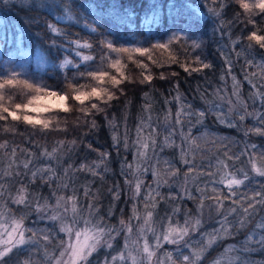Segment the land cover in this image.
<instances>
[{"label": "trees", "instance_id": "1", "mask_svg": "<svg viewBox=\"0 0 264 264\" xmlns=\"http://www.w3.org/2000/svg\"><path fill=\"white\" fill-rule=\"evenodd\" d=\"M45 2L50 0H7L6 4L0 3V71L17 69L16 61H21V71L32 79H42L52 89L59 91L67 90L69 82L78 86L87 85L89 88L99 86L90 79H74L78 71H85L87 65L81 63L80 58L75 55V44L71 41L86 40L93 44L91 50L81 51L95 57L94 61L89 62L94 69L99 65L101 55L107 53V49H102L100 44L102 40L113 41L116 47H147L166 42L172 32L179 33L182 29H187L189 34H186V38L183 36L179 41L169 44L167 50H153L151 55L155 63L137 54L134 59L147 64V70L137 67L125 56L122 63L127 67L123 71L128 79L118 88H113L110 82L103 85L118 97L110 101L108 106L101 105L105 108L104 112L91 110L92 114L87 117L81 112L76 115H60L61 122L52 124L47 130L33 128L22 121H11L10 118L8 121H0V144L7 142L5 147L0 148V185L3 186L0 189L3 192L0 205L17 217L25 216L26 228L39 231L36 228L44 218L36 216L37 205H44L45 200L49 205H54L56 196L53 193L58 195L65 184V192L69 196L75 194L80 205L92 204L97 213L110 218V221L111 216L106 214L111 210L112 214L117 215L118 224L119 219H125L132 209L128 206L125 162L131 161L134 156L143 166L141 192L136 197L137 211H146L144 196L149 189H157L159 181L160 195L156 196L155 208L149 204L147 210L168 214L173 220L183 219L186 213L191 215L199 202L201 191L208 196L206 191L209 184L220 185L226 192L225 185L218 183L225 170L220 168L217 171V161H225L229 168H236L243 156L239 161H232L227 160L225 153L236 156L247 150L249 155L254 154L256 158L264 153V135L249 131L256 127L264 129V123L257 118L264 113V103L255 96L257 92L264 93V68L259 66L264 62V49H260L258 45L252 50L247 48L250 42L246 37L255 29L247 24L244 13L235 0H225L222 18L224 21H231L237 12H241L244 22L234 21L222 30L217 28L219 21L208 13V8L213 6L211 0H75L74 13L77 17L87 18L98 24L95 33L84 27V19H79V22L57 20L62 12L39 7ZM81 4H93L95 7L91 11H85L79 7ZM215 6H219V0ZM31 18H35L37 22L30 23ZM252 18L264 29V14ZM48 22L56 23L66 35L56 36L50 33L46 27ZM5 33L8 37L6 45ZM260 34H264V31ZM16 35L21 38L14 40ZM238 37L240 42L233 45L232 41ZM53 39L56 40L57 47L50 48L49 43ZM193 41L201 43V47L194 49ZM197 56L212 67L201 72H191V69L190 74L185 72L181 64L199 67V64L194 63ZM65 57L79 64V70L72 66L61 68L59 65ZM248 60H252L253 64L249 65ZM226 61L230 63L231 71ZM105 67L111 74H116L114 69L107 65ZM141 73L152 75L151 83H141ZM173 73L176 75H172ZM161 74L164 79L160 78ZM233 77L239 84L237 91L240 99L246 103L247 111L253 113L243 121L239 119V114H243L239 105L235 112L228 115L229 100L235 102L237 99L232 95ZM177 84L179 100L176 99ZM119 89H123V94ZM90 103L86 102L85 107H90ZM188 106H191L193 112L205 111L202 123H196L198 117L194 115L191 123L184 119L182 124H176V113L182 107L187 110ZM209 108H215V111L209 112ZM219 108L224 109L236 127H229L217 119L216 110ZM93 120L95 127L91 125ZM141 125V141L149 145L143 156L138 154L135 143L137 129ZM5 126L15 127V131H5ZM189 128L191 138H197L194 143L192 139L184 140L181 136V131L187 134ZM114 136L120 140L119 144L114 141ZM125 137L127 148L124 145ZM153 139L156 141L155 146L152 145ZM252 145L256 147L253 149ZM54 147L57 149L55 158H49L45 150L52 152ZM141 150L143 151L142 147ZM162 156L175 169V175L165 178L167 183H163L158 175L156 179L151 177L152 174H157L155 161L158 162ZM185 159L190 164L184 163ZM25 163H28V168L24 167ZM82 165L85 166L84 169L81 168ZM49 167L52 171L43 172L44 179L38 173L33 180V172ZM186 172L189 174L182 186ZM212 172L216 173L215 177L207 175ZM22 187L26 189L23 193L20 192ZM185 188L192 198L185 194ZM85 189L88 190V195H85ZM240 189L242 190L234 199H242L247 195L249 187L241 186ZM256 190L260 191L259 188ZM20 194L26 197L27 207L13 202V198ZM114 194H118L119 199H114ZM176 208L180 211L173 215ZM261 216H264V211H259L255 219L258 220ZM254 224L255 220L246 231L235 233L216 243L206 253L202 264H212L217 257H220L222 264H228L235 257L240 258L236 264H243L244 261L248 264H264V249L260 246L251 244L249 250L244 251L245 236ZM53 225L54 222H51L48 226L52 229ZM26 235L30 236L31 233ZM51 236L52 242L47 245V251L55 255L59 249L57 243L63 239V235L58 232ZM227 245H234L236 250L225 252ZM26 249L15 250V253H24ZM101 251L93 255L91 263L101 264V256H104ZM42 256L44 257L43 254ZM224 257L226 260H223Z\"/></svg>", "mask_w": 264, "mask_h": 264}, {"label": "snow or ice", "instance_id": "2", "mask_svg": "<svg viewBox=\"0 0 264 264\" xmlns=\"http://www.w3.org/2000/svg\"><path fill=\"white\" fill-rule=\"evenodd\" d=\"M0 3H7V0H0ZM235 3L238 4L239 8L244 13V18L247 20V24H251L254 31L249 32L246 39L250 42L247 45L249 50H252L254 46L258 45L260 49H264V34H260L264 29H261L256 21L252 18L256 15L264 14V0H235ZM211 4L208 8V13L219 21L217 26L218 30H222L225 26H230L234 21L243 23L241 19V12H237L235 17L231 21H224L222 18L223 10L226 6L225 0H219V6L216 7L217 0H211ZM75 0H50V2H45L39 5V7H47L52 11L62 12L61 16L57 17V20H76L79 22V19H84V27L90 32L95 33L98 29V24L94 21L88 20L87 18L77 17L74 13ZM35 7V5H34ZM79 7L83 8L85 11H91L95 5L93 4H81ZM250 14V15H249ZM35 18L30 19V23H36ZM247 26V25H245ZM48 31L56 36H65V31L58 27L56 23L48 22L46 24ZM21 37L16 35L13 37L14 40H18ZM7 33L4 36V43L7 44ZM231 39V36H230ZM180 36L176 33L169 38L167 43H156L145 46H132V47H116L113 41L102 40L100 44L102 49L106 48L107 53L101 55L99 65L96 68H92L89 62L95 60V57L91 54H83L81 49L93 48V44L80 40L71 41L75 44V55L80 58L81 63L87 65L85 71L77 72L76 78H81L91 81L99 86L88 87L87 85H76L72 82H69L67 85V90L57 91L52 89L46 82L41 80L32 79L27 73L17 70L16 68H8L0 71V121H8L9 118L11 121H22L24 124L31 125L33 128L39 127L41 130L50 129L52 125V120L43 118V114L49 113L52 111L60 112H69L71 108L69 106V99L75 101L81 107L79 111L83 113L85 117L92 114L91 110H96V112H104L105 108L101 105H109V102L118 97L114 92L109 91L108 88L103 87L107 82L111 83L113 88H118V86L124 82L125 79H128L124 75L123 69L127 67L126 64L122 63V59L126 56L127 60L132 61L137 67H141L147 70L148 65L143 61L136 60L134 57L138 54L139 57H146L147 60L155 63L152 58L151 52L155 49H164L167 50L169 44L174 41H179ZM240 42L238 37L236 40H233V45ZM193 48L199 49L201 43L193 41ZM49 47H57L56 40L53 39L49 43ZM115 54V56H113ZM194 63L199 64V67H191L190 65L181 64L183 70L190 74L191 72H201L203 69L212 67L210 63H205L200 60V57L195 58ZM226 63H229L226 61ZM249 65L253 64L252 60H248ZM114 69L116 74H111L106 70V66ZM61 68H67L68 66L75 67L79 70L80 65L75 63L73 60L65 57L60 65ZM264 68V62L259 65ZM23 66H21L22 68ZM229 71H231V65L229 63ZM143 79L141 83H151L153 77L150 74L141 73ZM172 75H176L173 73ZM255 75V73H253ZM119 76L120 78H117ZM161 79L165 77L163 74L160 76ZM247 78V77H246ZM67 79V78H66ZM234 86L232 95L237 97L236 101L233 102L229 100V116L235 112L237 105L242 107L243 114H239L240 121H243L247 115H253L247 111V105L240 99V94L237 91L239 84L236 82L235 77H233ZM20 87L27 95L26 103H13L12 97L8 96L7 100L5 97L4 90L6 88H16ZM255 87V85H253ZM264 87V85H262ZM177 97L179 100V85H176ZM121 94H123V89H119ZM218 91V90H217ZM147 96V93H145ZM255 96H258L261 100V103H264V93L257 92ZM99 101L100 103L92 102ZM86 102H91L90 107H85ZM209 112H214L215 108H209ZM197 116L196 123H202L203 118L205 117V111L193 112L191 111V106H188V109L181 108L180 111L176 113V124H182L184 119H187L191 123V118ZM217 119L221 123H226L229 127H236L235 124L231 123L223 113L217 112ZM258 120L261 123H264V113L258 115ZM92 127H95V121L91 122ZM59 129V125L56 126ZM5 131H15V127L4 128ZM249 131H255L257 134L264 135V129L256 127L250 129ZM143 132V125L137 129V141L135 142L138 146V154L143 156L144 152L140 151V147L147 149L149 147L147 142L141 141L140 134ZM174 133H170L173 135ZM247 134V133H246ZM181 136L184 140L192 139V142H195L197 138H191V128L188 129V133L185 134L181 131ZM114 141L119 144L120 140L117 137H113ZM166 142L168 138L166 137ZM7 142H5L6 144ZM156 141L152 140V145L155 146ZM5 144H0V148L5 147ZM124 145L127 148L128 142L125 137ZM253 149L255 145L251 146ZM15 152V150H13ZM57 149L54 147L52 152H47L45 154L49 158H55V153ZM183 152V150H182ZM104 155V154H102ZM227 160L239 161L241 156H249L247 165L249 167H241L235 172H229L227 169L229 165L222 160L217 161V171L220 168H223L225 171L221 175L218 183L224 184L227 193L219 191L216 188L212 189V196L206 197L205 193L201 191V196L199 198L198 212L200 215L191 216L185 214V219L183 225H180L179 221H176L175 224L172 223V217H168L169 226L168 228L157 234L154 227H152V217L153 212L147 210L149 204L152 208H155L156 196H159L160 193L158 188L160 182H157V189H149V191L144 196L146 214L143 216L142 223L136 228L135 238H133V224L131 223L132 219L141 220V216L137 211L135 205H133V215L129 218L127 222L121 219L119 221V227L116 225H110L103 222V217H98L96 215L97 210L92 204L88 205L87 215H84V210L78 208L77 199L75 194L72 196L65 197L64 195H56L54 192L53 195L56 196V201L54 205H49L47 200H45L44 205H37L36 211H41L43 208H51V214L47 217L49 220L53 221L58 226V231L64 233V239H60L57 243L59 248V255H54L47 251V245L52 242V236L49 231L44 230H35L29 229L24 226L25 216H20L19 218L12 216L6 218V215L3 211H0V264H5V258L9 257L13 253V250L19 251L23 248L29 249V254L26 259H17L16 264H37L35 260L32 259V250L36 249L37 245H40V249H43L44 254V264H91V258L95 253H97L101 248L113 249V242L121 234L125 233L123 247L115 255H111L110 259L108 256H105L102 264H152L153 257L156 256V249L161 247V241L168 244H173L177 246L178 255H173V253H167V260L170 264H202L205 255L210 251L213 246L220 240L225 239L228 236H232L235 233L241 231H246L250 225L253 224L255 220L254 227L251 228V231L247 232L244 241V251L249 250L251 244H256L260 246L261 249H264V216H261L256 220L257 213L259 211H264V185H261L260 191H253L252 196L245 195L242 199H234L237 195V189L242 185H245L246 182H251V179L255 177L264 178V153H261V159L258 162L253 155H249L247 150L241 152L236 156H231L228 153H225ZM186 164H190V161L185 159L183 161ZM28 163L24 164L25 168H28ZM131 169V165H128ZM82 169L85 168L84 165L81 166ZM51 172L52 169L49 167L47 169H40L38 172H33V180L37 177L38 173L41 175V179H44L43 172ZM143 171V170H140ZM191 172V167L189 168ZM252 173L253 175H250ZM175 175V172L171 173ZM155 175V173H154ZM210 177H215L216 173H207ZM187 179V174L185 176ZM46 182V181H45ZM126 183L132 184V181H126ZM167 183V181H163ZM67 188V185H63ZM142 182L138 179L134 184V193L133 196L138 197L141 192ZM3 186L0 185V189ZM26 191L24 187L20 189V192L23 193ZM198 191H200L198 189ZM185 194L192 198L191 193L188 192L185 188ZM3 192L0 191V197H2ZM85 195H88V190L85 189ZM163 199V197H161ZM211 199L212 204L207 205L209 210L215 208L219 213L220 209L225 207L224 201L230 200L232 207H229L227 212L223 213V219L219 221L220 227L214 229L212 232L201 233V240L197 241L199 245L198 248L193 247L190 242V237L192 233L200 231L202 227L201 218L206 207L204 201L205 199ZM114 199H119L118 194H114ZM13 202L19 205L28 206L26 203V197L23 194L18 195L13 198ZM180 211L179 208L173 210V215L177 214ZM111 210H109V215H111ZM233 219H229V217ZM10 225V228H9ZM83 225V226H81ZM30 232L31 235H26ZM41 233H43L41 235ZM147 233H152L155 240L154 244H151L148 239ZM141 240L143 243L141 244ZM42 241L44 243H42ZM181 246L184 249H187L188 252L181 251ZM40 249H36L39 251ZM236 250L234 246H228L225 249V252ZM223 256V254H221ZM240 258L235 257L230 259L228 264H236ZM212 264H220V257L215 258L212 261ZM243 264H248L247 261H244Z\"/></svg>", "mask_w": 264, "mask_h": 264}, {"label": "rangeland", "instance_id": "3", "mask_svg": "<svg viewBox=\"0 0 264 264\" xmlns=\"http://www.w3.org/2000/svg\"><path fill=\"white\" fill-rule=\"evenodd\" d=\"M250 2H252V0H250ZM173 33L178 34L180 36V38L183 37V36H185L184 38H186V34H189L187 29H182V31L179 32V33L172 32L171 35L167 38V41L166 42L163 41V43H167L169 41V38L173 35ZM21 64H22L21 61H16L17 70H21L22 69L21 68V66H22ZM54 90H57V89H54ZM57 91H59V90H57ZM4 93H5L6 100H7L8 96L12 97V102L13 103H26L27 98H28L26 93L24 91H22L19 86L16 87V88H6L4 90ZM92 102H96L97 103V101H92ZM68 103H69V106L71 108V111H69V112L52 111V112L43 114V118L52 120V124L55 125V124H58V123L61 122L60 121L61 118H59L60 115H64V114L76 115L77 113L80 112L79 111V108L81 107L80 105H78L77 103H74V101H72L71 99H69ZM216 111H218L220 113H223L226 116H228L223 108L222 109L219 108ZM228 119L230 120L229 116H228ZM144 150L145 149L143 148V151L142 150L141 151L144 152ZM254 158L258 162L261 159V157L256 158L255 156H254ZM248 159H249V156H243L242 160L240 161V164L239 163L236 164V166H237L236 168L230 167L227 170L229 172H235L237 169H239L241 167H245V168L249 167L247 165ZM128 165L132 166L131 169H129ZM155 166H156V169L158 170L157 174H155V176H153L154 174H152L151 177H155V179H156L157 178L156 175H158V178L161 181H165V178H167V176L171 177L172 176L171 173L175 172V169H174V166L172 165V163H170L167 160V158L164 157V156H162L158 160V162L155 161ZM125 169H126V174H127V177H128L127 181H132L131 185L129 183H127V186H128L127 194H128V202H129L128 206L132 208V209L129 208L130 209L129 215L126 216L125 219H123V220H125V222H127L129 220V218L132 217V215H133V211L131 212V210H133V205L136 206V204H138L137 201H136L137 198L136 197L134 198L133 193H134V184H135L136 180L138 179L139 181H141V179H142V173L143 172L140 171V170H143L142 162L138 161V159L134 156V158L131 161L128 160V161L125 162ZM186 174H189V172H186ZM186 174H184V176ZM250 175H253V174L250 173ZM66 180H67V177H66ZM186 180L187 179L184 177L182 186H184V182H186ZM262 180H264V178L255 177V178L251 179V182H246L245 185H242V187H244V186H248L249 187V189L246 191L247 192L246 193L247 196H252L253 190L257 191L256 188L260 189V185H262ZM67 182H69V181H67ZM213 188H216L219 191L225 192L223 187H221L220 185L209 184L207 186V191H206V194L208 196H206V197H209V196L213 195V193H212V189ZM240 188L238 190H236L237 193L242 190ZM64 189H66V188H64ZM64 189L61 190L58 195H64L65 197H68L69 195L65 192ZM225 189H226V187H225ZM226 192H227V189H226ZM160 203H162V202H160ZM204 203H205L206 207L204 209V212H203V215H202V218H201L202 227L200 228L199 232L192 233V235L190 237L191 244L193 245V247H196V248L199 247V245L197 244V241L201 240V233H204V232L210 233L214 229L219 228L220 227L219 221L223 219V213L227 212L228 208L233 206L231 204L230 200H228L227 202L224 201L225 207L223 209H220V211L218 213L215 210V208H212L211 210H209V208L207 207V205H210V204L213 203V201L211 199H207L206 198ZM40 205H43V204H40ZM198 205H199V202L195 205V207H194V209H193V211L191 213V216L200 215V213L198 212ZM77 206H78V208H82L84 210V215L86 216L87 215L88 204L82 206V205H80L77 202ZM164 206H165V203H163L162 207H164ZM166 208H168V206H166ZM0 211H3L5 213L6 218H10L12 216L17 217L12 212L8 211L7 209H4L3 206H1V205H0ZM138 213L141 216V220L138 221L136 219H132V221H131V223L134 226L133 227V238H135L136 228L142 223L143 216L146 214V211H140ZM50 214H51V208H43L39 212L36 211V216H41V217L44 218V221L42 223H40L39 227L36 228V229L44 230V231H49L50 230V235H57V233L59 232L58 231V226L54 223L52 229L49 227L51 225V222H53V221H51V220H49L47 218ZM100 214L96 212V215L98 217H103ZM106 215H109V211L107 212ZM109 216H111L112 220L110 221V218H104L103 217V222L108 223L110 225H117V227H119V221L122 218L119 219L118 224H117V222H116L117 215L111 214ZM168 217H169L168 214L163 215L161 212H159L157 210L155 212H153L152 225L151 226L154 227L155 232L157 234L165 231L168 228V226H169ZM17 218H19V217H17ZM184 219L185 218L176 219V220L172 219V223L175 224L176 221H179L180 225H183ZM229 219H233V217L230 216ZM81 226H83V225H81ZM9 228H10V225H9ZM42 234L43 233H41V235ZM61 234L63 235V239L66 238L64 233H61ZM147 235H148L149 242L151 244H154L155 240L153 238L152 233H147ZM124 236H125V233L121 232V234L113 242V249L101 248L100 250H102L101 252H103V255L104 256H108L109 259H110L111 255L117 254V252L123 247ZM42 243H44V242L42 241ZM142 243H143V240H141V244ZM228 246H230V245L225 246V248H227ZM231 246H234V245H231ZM36 249H40V245L36 246ZM36 249L32 250V259L35 260L37 262V264H44V257L42 256L43 249H40L39 251H37ZM170 249H172V250H170ZM181 251L185 252V254H187V252H188V250L184 249L183 246H181ZM167 253H173L174 256L178 255L179 253L177 252V246L173 245V244L164 243L163 241H161V247L156 249V256L153 257L152 264H170V262L167 260V256H166ZM28 254H29V249L28 248L26 249V251L24 253L22 251L15 253V249H14L13 253L10 254L9 257L5 258V264H16L18 258L19 259H25V258H27ZM55 255H59V249L57 250ZM104 256H101L103 258V260L105 258ZM103 260L101 261V264H102ZM223 260H226V258L224 257ZM91 264H95V263H91ZM220 264H222L221 261H220Z\"/></svg>", "mask_w": 264, "mask_h": 264}]
</instances>
